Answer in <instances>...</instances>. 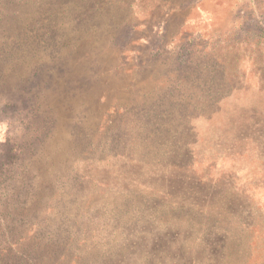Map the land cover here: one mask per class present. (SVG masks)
I'll return each mask as SVG.
<instances>
[{
  "label": "rangeland",
  "instance_id": "obj_1",
  "mask_svg": "<svg viewBox=\"0 0 264 264\" xmlns=\"http://www.w3.org/2000/svg\"><path fill=\"white\" fill-rule=\"evenodd\" d=\"M24 14L0 58L63 76L14 107L0 80V237L52 235L57 264H264V0Z\"/></svg>",
  "mask_w": 264,
  "mask_h": 264
},
{
  "label": "trees",
  "instance_id": "obj_2",
  "mask_svg": "<svg viewBox=\"0 0 264 264\" xmlns=\"http://www.w3.org/2000/svg\"><path fill=\"white\" fill-rule=\"evenodd\" d=\"M32 1L34 0H0V30L2 37L5 40H8L12 34L19 33L20 28L23 26L35 23L37 25L40 23L39 18L26 19L31 18L32 15L27 17L24 14V11H26ZM8 58L4 61L0 58V77L2 76L0 80H6V82L9 80L16 81V87H14L12 91H9L6 87L3 89L6 82H0V91L3 89V91H6L4 92L5 94L7 92H11L10 94H12L11 98H9L10 104L8 107H14L17 104H20L21 101L24 102L29 98L26 96L27 93L32 97H36L34 95L36 90L40 91L42 95L47 94V89H49L48 84L51 83L52 80L59 81V77L63 76L59 75L62 69L56 67L54 62L50 63L49 61H41L39 63L40 65L34 69V65L27 63L21 65L13 61L10 62ZM29 62H32V58L29 59ZM40 85L45 86L43 87V90H40ZM29 100L35 102L33 99ZM28 105L30 106L29 103ZM41 115L49 117L52 114L46 112ZM50 133H52L51 129ZM43 143L44 140L39 144L42 145ZM33 147L31 153L26 152V156L29 155L30 157H36L44 151L43 149H40L42 147L40 145H33ZM22 152L24 151L22 150ZM23 203L25 202H22V204ZM18 215L19 213L16 214V216ZM0 231H3V229L0 228ZM9 231H12V228L8 230V236L0 237V264H57V257L64 251V245L57 244L52 235H48V238H46L47 241L44 243H42L41 240V242L38 241L35 243V241L33 242V239L29 240L28 238L26 239V237L14 240L13 238H10L9 234L11 233ZM69 237L70 235L68 234V238Z\"/></svg>",
  "mask_w": 264,
  "mask_h": 264
}]
</instances>
